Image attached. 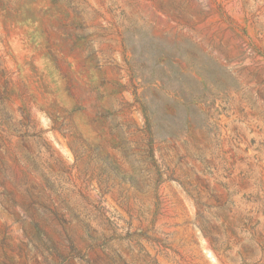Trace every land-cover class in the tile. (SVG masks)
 Wrapping results in <instances>:
<instances>
[{"label": "rangeland", "instance_id": "1", "mask_svg": "<svg viewBox=\"0 0 264 264\" xmlns=\"http://www.w3.org/2000/svg\"><path fill=\"white\" fill-rule=\"evenodd\" d=\"M0 264H264V0H0Z\"/></svg>", "mask_w": 264, "mask_h": 264}]
</instances>
